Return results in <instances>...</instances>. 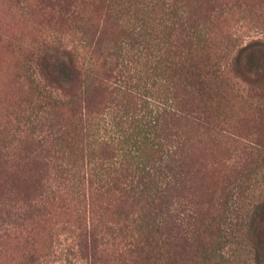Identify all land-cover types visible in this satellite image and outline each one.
Here are the masks:
<instances>
[{
  "label": "rangeland",
  "instance_id": "rangeland-1",
  "mask_svg": "<svg viewBox=\"0 0 264 264\" xmlns=\"http://www.w3.org/2000/svg\"><path fill=\"white\" fill-rule=\"evenodd\" d=\"M159 1L211 30L212 59L233 111L230 125L214 131L201 125L191 105L167 119L188 171L185 188L174 194L209 226L207 248L220 242L226 264H254L246 230L264 199L263 60L242 75L231 71L230 60L236 48L264 41V0ZM145 2L0 0V264H137L132 248L142 205L113 186L119 172L109 184L95 178L96 164L115 162L117 150L98 138L94 125L108 105L138 108L142 100L116 93L110 74L111 53L129 39L134 12L141 16ZM157 9L143 18L157 20ZM47 46L79 56L80 91H90L76 112L40 75L37 60ZM255 227L264 261V213ZM169 237L175 258L193 264L186 253L190 235L172 228Z\"/></svg>",
  "mask_w": 264,
  "mask_h": 264
},
{
  "label": "trees",
  "instance_id": "trees-1",
  "mask_svg": "<svg viewBox=\"0 0 264 264\" xmlns=\"http://www.w3.org/2000/svg\"><path fill=\"white\" fill-rule=\"evenodd\" d=\"M126 1L112 0L120 7ZM157 8L161 10L157 20L143 18ZM142 10L141 16L134 12L129 39L112 51L115 67L110 74L116 93L133 97L139 94L142 100L138 108L108 105L107 113L95 123L98 138L117 150V160L97 163L94 176L109 184L108 177L119 172L127 181L121 185V177L113 176V186L141 203L132 251L143 258V264H181V259L171 252L172 228L190 235L186 253L192 256L193 264H226L220 242L211 248L204 244L203 233L209 226L197 220L189 202L174 194L185 188L188 171L180 139L166 124L168 118L179 117L191 105L193 109L189 110L206 129L214 131L222 124L230 125L233 111L227 104L222 72L212 59V32L172 3L146 0ZM46 49L37 60L40 75L49 88L60 90L58 101L67 97L65 102L76 112L81 101L88 102L86 95L90 91L87 87L80 91L84 70L79 56L67 48ZM262 60L264 70V41L252 40L236 48L230 60L231 71L250 73L253 67H261ZM189 101L193 103L188 104ZM262 213L264 199L254 206L247 223L254 264H264L260 242L254 239L255 222Z\"/></svg>",
  "mask_w": 264,
  "mask_h": 264
}]
</instances>
